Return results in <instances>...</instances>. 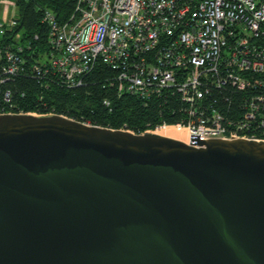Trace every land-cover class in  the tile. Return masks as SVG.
I'll use <instances>...</instances> for the list:
<instances>
[{
  "label": "water",
  "instance_id": "water-1",
  "mask_svg": "<svg viewBox=\"0 0 264 264\" xmlns=\"http://www.w3.org/2000/svg\"><path fill=\"white\" fill-rule=\"evenodd\" d=\"M252 137L0 114V264H264Z\"/></svg>",
  "mask_w": 264,
  "mask_h": 264
},
{
  "label": "built area",
  "instance_id": "built-area-1",
  "mask_svg": "<svg viewBox=\"0 0 264 264\" xmlns=\"http://www.w3.org/2000/svg\"><path fill=\"white\" fill-rule=\"evenodd\" d=\"M15 5L0 0V40L16 27ZM43 14L49 50L30 65L32 75L74 88L101 65L116 98L132 96L144 107L169 98L184 116L142 132L121 129L176 128L187 143L191 134L264 139V0H77L66 22ZM22 50L0 47L4 73L26 71Z\"/></svg>",
  "mask_w": 264,
  "mask_h": 264
},
{
  "label": "trees",
  "instance_id": "trees-1",
  "mask_svg": "<svg viewBox=\"0 0 264 264\" xmlns=\"http://www.w3.org/2000/svg\"><path fill=\"white\" fill-rule=\"evenodd\" d=\"M15 5L16 27L0 47H9L15 52L23 48L20 56L25 60V72L18 75L6 74L0 64V113H19L32 111L47 113L52 111L62 116L89 122L106 128H127L137 132L152 129L167 122L173 125L184 116L178 102L165 98L161 103L151 102L144 107L132 96L112 95L106 79L111 72L101 65L84 76L83 83L67 88L50 79L39 80L28 70L32 63L45 59L48 55L47 27L42 22L45 11L55 15L58 23L66 22L77 0H12ZM18 36L16 40L14 37ZM9 93L10 103L4 101ZM104 99L110 100V106L102 105Z\"/></svg>",
  "mask_w": 264,
  "mask_h": 264
},
{
  "label": "bare ground",
  "instance_id": "bare-ground-1",
  "mask_svg": "<svg viewBox=\"0 0 264 264\" xmlns=\"http://www.w3.org/2000/svg\"><path fill=\"white\" fill-rule=\"evenodd\" d=\"M155 133L160 135V136H165V137H168L170 139H173V140H180L184 143H186L188 140H187V137L185 135V132L184 131H181L179 132L178 129L174 128H160V129H157L155 130Z\"/></svg>",
  "mask_w": 264,
  "mask_h": 264
},
{
  "label": "rangeland",
  "instance_id": "rangeland-1",
  "mask_svg": "<svg viewBox=\"0 0 264 264\" xmlns=\"http://www.w3.org/2000/svg\"><path fill=\"white\" fill-rule=\"evenodd\" d=\"M1 13H2V7L0 6V18H1Z\"/></svg>",
  "mask_w": 264,
  "mask_h": 264
}]
</instances>
